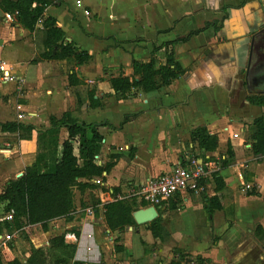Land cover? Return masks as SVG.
Masks as SVG:
<instances>
[{
	"label": "crops",
	"instance_id": "crops-1",
	"mask_svg": "<svg viewBox=\"0 0 264 264\" xmlns=\"http://www.w3.org/2000/svg\"><path fill=\"white\" fill-rule=\"evenodd\" d=\"M51 1L46 13L56 19L66 40L79 45L91 59L68 73L60 64L66 60L33 63L39 54L29 35L35 32L24 29L14 15L13 20H0V60L24 79L20 86L0 84V123L15 121L33 127L30 139L0 129V193L35 161L37 131L50 127L49 117L70 112L77 122L98 125L103 135L96 158L98 164L112 166L95 190L100 200L102 192L117 189L123 193L188 157L208 162L222 157L228 158L225 165L220 162L213 171L225 183L219 192L222 208L211 217L205 210L203 195L216 194L211 173L201 190L178 194L175 209L169 207L173 202L157 209V217L170 234L168 241L153 237L148 224H136L126 228L121 250L113 249L114 254L102 260L100 246L105 243L99 237L102 232L112 235L105 227L103 208L98 207L93 216L82 213L77 221L72 213L51 220L47 230L24 226L10 233L9 240H2V232L0 250L11 241L13 254L25 262L28 246L38 247L34 236H42L48 245L49 237L64 234L65 242L76 245L74 258L67 264H169L173 248L183 250L190 264H264V237L256 233L257 226L264 230V155H254L251 148L253 120L264 115V105L248 100L249 95H264V55L259 50L264 0H102V6L83 0V10L73 0ZM100 8L106 12L105 20H90L100 19L96 12ZM59 10L65 11L77 36L70 35ZM183 37L187 40L173 46V59L183 72L169 85L111 99L110 77L131 76L133 59H154L155 67L164 64L163 48L152 53L153 48ZM83 66L87 68L84 80L92 85L86 98L76 94L81 100L77 106L68 75ZM90 92L100 106L91 107ZM125 115L134 117L123 122ZM199 126L217 135L213 152L199 150L191 141V130ZM65 137L60 136V141ZM23 230L30 232L28 240L25 234L18 235Z\"/></svg>",
	"mask_w": 264,
	"mask_h": 264
},
{
	"label": "trees",
	"instance_id": "trees-1",
	"mask_svg": "<svg viewBox=\"0 0 264 264\" xmlns=\"http://www.w3.org/2000/svg\"><path fill=\"white\" fill-rule=\"evenodd\" d=\"M51 0H0V6L4 12L13 14L16 21L29 32L42 31L43 51L38 58L32 60H66L80 66L88 63L91 56L73 41H67L65 32L57 25L56 19L46 13V8ZM42 28H39V25ZM187 37L166 41L161 46L154 47L152 53L159 49L164 50L165 62L155 67V60L143 62L132 60L133 74L124 76L119 74L110 77L109 81L116 99H124L133 95L134 90L150 92L161 85H169L177 78L183 69L173 59V46ZM80 83L73 72L68 75L69 86ZM91 107L100 106V100L94 98V92L88 94ZM248 100L255 105H264V95H249ZM77 103L81 100L78 97ZM134 115H125L123 122L129 121ZM49 128L37 131L35 161L27 166L19 177L10 179L0 193V207L4 215L13 212L11 220L0 221V233L2 229L9 230V234L20 230L24 226L38 225L47 230V224L54 219L66 218L74 211V189L80 194L93 192L100 186L93 179L104 178L103 173H108L111 163L98 164L96 157L102 148L103 135L99 126L94 123L77 122L71 118L70 112H65L61 117H49ZM254 132L251 135V148L254 155H264V115L253 120ZM64 128L66 137L60 141V130ZM3 132H14L20 139H30L33 127L19 122L9 121L0 123ZM191 141L197 144V148L204 152H213L217 147L216 134L210 133L206 127L199 126L191 130ZM60 144V150H59ZM75 144L77 153H75ZM230 147L227 154H230ZM111 157H114L111 155ZM228 158L222 159L225 165ZM216 194L205 198V210L209 217L216 210L222 208L219 192L225 187L222 178L216 173L211 174ZM205 185V179L200 180L199 186ZM114 194L118 193L114 189ZM250 191L248 194H254ZM178 196L170 199L173 202L169 207L176 208ZM100 203L96 199L92 204L81 203L82 209L93 206L95 212ZM135 198L115 199L103 204V217L106 227L110 231L121 232L127 227H134L136 223L133 212L138 207ZM142 207L148 206L145 202H139ZM138 205V206H139ZM82 212V211H81ZM153 237L161 241H168L170 234L157 217L147 225ZM256 233L264 237V230L257 226ZM11 241L3 243L0 250V264H67L75 255L76 245L65 242L64 234L52 236L46 247H32L25 262L21 261L12 252ZM115 250H121V246H115ZM173 259L169 264H190L186 253L178 248H173ZM200 263L202 259H198ZM72 264H81L73 262Z\"/></svg>",
	"mask_w": 264,
	"mask_h": 264
},
{
	"label": "built area",
	"instance_id": "built-area-1",
	"mask_svg": "<svg viewBox=\"0 0 264 264\" xmlns=\"http://www.w3.org/2000/svg\"><path fill=\"white\" fill-rule=\"evenodd\" d=\"M73 2L76 5L83 4V0H73ZM12 16L13 14L10 13L5 14L7 20L12 19ZM23 82L24 79L14 74L6 61L0 60V84L12 83L20 86ZM19 117H24V115L19 114ZM198 158L197 156L188 157L175 164L170 170L148 177L144 181L129 187L123 193L114 194L113 190L106 191L105 193L102 192V199L97 208L102 207L108 201L131 197L158 209L174 198L176 194L197 192L201 190V186H199L200 180L207 178L213 173L214 167L222 160V157H219L216 162H208L203 159L199 160ZM93 182L99 186L103 185L100 178L93 179ZM246 187L248 188L249 185H246ZM104 194L106 195L105 198L102 196ZM82 213L86 216H93L96 212L93 206H88L82 210ZM12 214V211L7 213L4 215V219L11 220ZM87 237L92 239L93 234L88 233ZM10 238V235H6L7 240ZM87 249L91 250L90 247H87Z\"/></svg>",
	"mask_w": 264,
	"mask_h": 264
},
{
	"label": "rangeland",
	"instance_id": "rangeland-1",
	"mask_svg": "<svg viewBox=\"0 0 264 264\" xmlns=\"http://www.w3.org/2000/svg\"><path fill=\"white\" fill-rule=\"evenodd\" d=\"M94 1L97 2V3H99L100 6L103 5L102 4L103 3L102 0H94ZM83 5L84 4L77 5V7L78 8H81L83 10L84 9L83 8ZM64 12L65 11H63V10L62 11L59 10L60 20L64 23V25L67 28V30L70 33V35H72V36L75 37V35L77 36V34L75 32V29L70 26V21L68 20L67 17H65ZM96 12L99 13L100 19H97L95 17H89L90 20H95V21H99V20L100 21H103V20H105V16H106V12L105 11H102V9L100 8L99 11L97 10ZM4 17H5V12L3 11L2 7L0 6V20L3 19ZM86 18H87L86 20H89L88 17H86ZM13 19L14 18L12 16V20ZM94 29L96 30V28H94ZM98 30H100V29L98 28ZM29 36L31 37V40L35 43V47L37 48V54H40L43 51L42 42H41L42 41V37H43L42 36V31H36L34 34H31ZM60 64H62V67L64 68V70L66 71V73H68L69 70H75V67H76L72 61L61 62ZM86 69H87L86 66H83V67H79L78 70H76V74L78 75V78H79L80 83L77 86H75V87H69L70 92L72 93L73 97H75V98H78V97H76V94L78 96L82 97V99L86 98V92H88V90L90 89V87L92 85V83L89 82V80H84V72L86 71ZM110 97H111L112 100H115L116 99L115 96H112L111 95ZM77 106H81V105L77 104ZM85 110L86 109L84 108L83 111H85ZM83 111H80V112L82 113ZM62 130L63 129L60 130L59 135L61 137H64V136H66V133H65V131H62ZM20 173H18V175ZM74 194H75L74 195V211L71 214V217H72V219H74V221H77L75 219H79L80 218V215L82 214L81 211L83 210L82 209L83 207L81 206V203L92 204L96 199H99V196H98L97 191H95V192H89V193H86L85 195L84 194H80L79 191L76 188L74 189ZM81 195H83V197ZM136 204L139 205V201L136 200ZM138 205H137L138 209H143V208L148 207V206L142 207V206H140V205L138 206ZM1 208L2 207H0V212H2ZM105 227H106V225H105ZM2 232H3V238H2V240H3L4 238L6 239V235L7 234L9 235V230H3ZM126 232H127V229H124L121 232H116V231L113 232V231H110V233L112 235L111 236L112 238H110V234L109 233H107V234L105 232H102V234L100 233L101 236L99 237V239H103V242L105 243L102 246H100V248H102V250H101V252H102L101 259L102 260H104L107 257L108 254H111V255L114 254L113 249H115V246H117V245L118 246L123 245V242L125 241V234H126ZM29 233L30 232L27 231V230L18 231V235L19 236L20 235L22 236L23 234H25L26 237H27V240H28V237H29ZM56 235H60V234H56ZM106 236H107V238L105 239L104 237H106ZM133 236H135L134 233H133ZM51 237H49V239ZM33 238L36 241V243L38 244V247H46V246H48L45 242H43L42 236H34ZM109 238L112 239V240H110ZM31 246L33 247V245L28 246V249L29 250H30V248H32ZM112 246H114V247H112ZM38 247H34V248H38ZM114 258H117V257L115 256ZM188 259H190V258H188Z\"/></svg>",
	"mask_w": 264,
	"mask_h": 264
},
{
	"label": "water",
	"instance_id": "water-1",
	"mask_svg": "<svg viewBox=\"0 0 264 264\" xmlns=\"http://www.w3.org/2000/svg\"><path fill=\"white\" fill-rule=\"evenodd\" d=\"M260 43H259V50L264 55V30L262 31L260 37ZM21 174L18 175V177ZM158 216L157 209L154 206H148L143 209H138L135 212H133V218L136 224L143 225L148 224L154 219H156Z\"/></svg>",
	"mask_w": 264,
	"mask_h": 264
}]
</instances>
